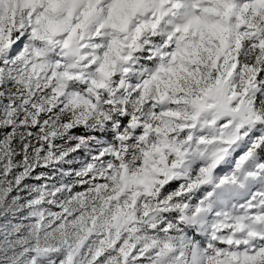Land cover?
<instances>
[{
    "label": "snow or ice",
    "instance_id": "6c2138e0",
    "mask_svg": "<svg viewBox=\"0 0 264 264\" xmlns=\"http://www.w3.org/2000/svg\"><path fill=\"white\" fill-rule=\"evenodd\" d=\"M0 264H264V0H0Z\"/></svg>",
    "mask_w": 264,
    "mask_h": 264
}]
</instances>
